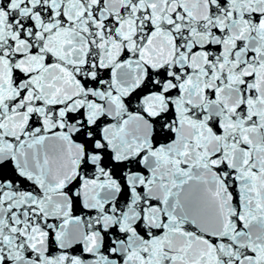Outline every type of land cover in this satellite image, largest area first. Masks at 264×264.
<instances>
[{
  "label": "snow or ice",
  "instance_id": "obj_1",
  "mask_svg": "<svg viewBox=\"0 0 264 264\" xmlns=\"http://www.w3.org/2000/svg\"><path fill=\"white\" fill-rule=\"evenodd\" d=\"M0 264H264V0H0Z\"/></svg>",
  "mask_w": 264,
  "mask_h": 264
}]
</instances>
